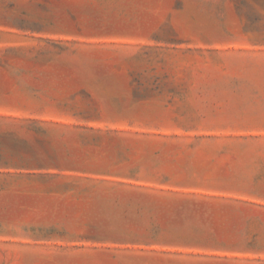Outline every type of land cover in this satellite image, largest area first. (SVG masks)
Segmentation results:
<instances>
[{
	"label": "rangeland",
	"instance_id": "1",
	"mask_svg": "<svg viewBox=\"0 0 264 264\" xmlns=\"http://www.w3.org/2000/svg\"><path fill=\"white\" fill-rule=\"evenodd\" d=\"M0 264H264V0H0Z\"/></svg>",
	"mask_w": 264,
	"mask_h": 264
}]
</instances>
